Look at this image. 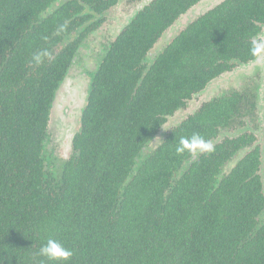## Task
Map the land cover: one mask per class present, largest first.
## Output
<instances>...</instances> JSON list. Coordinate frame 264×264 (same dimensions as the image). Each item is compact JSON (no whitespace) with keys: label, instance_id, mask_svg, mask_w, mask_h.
<instances>
[{"label":"trees","instance_id":"obj_1","mask_svg":"<svg viewBox=\"0 0 264 264\" xmlns=\"http://www.w3.org/2000/svg\"><path fill=\"white\" fill-rule=\"evenodd\" d=\"M100 1L0 0V261L264 264L256 157L241 166L243 175L241 160L224 174L230 159L205 153L192 161L188 151L176 152L181 137L215 135L233 99L202 104L138 157L167 115L248 56L247 34L235 21L250 3L197 17L150 63L147 50L194 0H155L153 10L135 15L94 74L73 143L79 155L57 185L43 142L49 103L83 35L86 7ZM40 51L51 59L37 65ZM48 238L73 251L69 261L36 255Z\"/></svg>","mask_w":264,"mask_h":264},{"label":"water","instance_id":"obj_2","mask_svg":"<svg viewBox=\"0 0 264 264\" xmlns=\"http://www.w3.org/2000/svg\"><path fill=\"white\" fill-rule=\"evenodd\" d=\"M149 1L150 0L137 1V9L134 10L135 12L131 17H128L126 21L122 22L123 25L119 30L117 29L112 32L113 35L111 41L103 48H101L97 42V37L99 36V33H101L102 25L87 34L79 42L65 72L56 83L49 103L45 139L43 142L44 152L46 153L49 151L51 153V156L47 158V161L52 167V174L56 179L58 186L63 182V169L67 162L71 158H77L79 155V151L74 148L73 143L80 127V119L84 112L86 99L92 89L94 74L96 73L102 59L106 56L110 45L116 40L122 29L126 27L137 12L141 10L145 4L149 3ZM220 1L221 0H199L191 5L186 11L175 18L165 29L160 37L147 50L144 59L146 61L156 59L175 38L178 30L184 29L189 23L214 7ZM118 4L113 5L110 9L103 12L100 17L106 16L107 12L115 9ZM94 46H96V48H94ZM253 63L256 64L255 60L241 65L249 66ZM238 66L231 70L223 71L217 76L211 78L202 89L192 93L191 97L185 100L183 106L177 108L172 114L167 115L166 121L161 124L158 131L153 134L141 148L138 157L146 158L156 150L166 138L167 133L169 132L168 130L170 129V121L172 119L174 120L178 117V120H176L178 122L173 126L177 127L189 116L193 115L203 103L210 102L215 98L228 94L229 92L226 93V90L220 87L229 83L228 79L232 76V73ZM222 77H224L225 84H222ZM211 88L213 89L210 91V96L205 99L202 98L199 106L196 107L189 104L195 96L198 94L200 95ZM216 88L218 89L217 91H215ZM217 92L221 93L216 94ZM214 141L215 140H211L210 142L212 143ZM194 158L195 155L193 156L192 161Z\"/></svg>","mask_w":264,"mask_h":264},{"label":"flooded vegetation","instance_id":"obj_3","mask_svg":"<svg viewBox=\"0 0 264 264\" xmlns=\"http://www.w3.org/2000/svg\"><path fill=\"white\" fill-rule=\"evenodd\" d=\"M123 1H125L126 4H130V3H134V2L137 3V1H140V0H101L100 4L98 6L99 10L97 9V6L96 7L90 6L89 8L87 6L86 7L87 11L85 12L88 14L87 22H85L83 26H80V29H83V31H84L83 35L80 37V40L87 33H89L91 30L96 29L99 26L104 24L106 17L105 16L100 17V15L103 12L110 9L113 5L118 4L120 2H123ZM195 1H197V0H194L193 2H195ZM155 2H156L155 0H150L149 3L145 4L142 7V9L137 12V14L134 18H137L139 13H142V11L145 8L153 10V8L155 6V4H154ZM192 3H190L189 5L191 6ZM249 3L252 5V9H251L250 13L248 15L242 14V15L237 16L236 18H238V20L235 22H237L236 25L240 26V31L243 30V34H247L246 37L241 38V40L244 41L243 43H246L248 46L250 45V47H251V41L253 39L264 40V0H221L214 7H212L208 11L204 12L197 19L205 17L204 15L208 14L211 11L224 12V10H226V9H228L230 11H234L236 9L237 10H246ZM90 5H91V3H90ZM179 13L180 12H178V14ZM197 19H195L194 21L189 23L184 29L180 30L176 34V36L179 35L181 32H189L191 29H193L192 25ZM122 31L120 32V34L122 33ZM119 35L117 36V38L119 37ZM176 36H175V38H176ZM80 40H79V42H80ZM79 42L76 43L75 47L77 46V44ZM74 49L75 48H73V51H74ZM253 60H255V58L251 55V52L249 51V54L245 58V60L235 61L234 66L229 68V70L233 69L234 67H236L238 65H241L244 63H249L250 61H253ZM144 62L150 63L151 61H146L144 59ZM262 64L263 63H261V65ZM255 91L256 90L253 91V89L231 90L228 94H225V96L229 97L230 99H233V101H234L230 104V106L232 107V112L227 116L226 119L223 120V121H225L224 124L219 123V124H215L212 127L216 130V133H215V135H213L212 137L208 138L205 141L210 142L211 140H215L219 136V134L221 133L222 130L232 132L234 130H238L239 128L247 126V125H250V127H252L253 130L254 129H256V130L260 129L261 126L264 127V124L258 125L255 123V120H256V118L258 116V112H259V107H258L259 96ZM263 97H264V95H263ZM174 128H176V127H174ZM173 129H171L168 132V134ZM263 133H264V129L262 132V135L264 136ZM168 134H167V136H168ZM256 141H257L256 133L251 131V130L246 129L245 131H242L241 133H238V134L234 135L233 137L226 136L219 141L215 140L214 142H212V144L215 147V150L211 153L216 154V156H219L223 162V161L228 160V159L232 160L242 150H245L246 148H250L247 151H245V153L236 161V163L241 160V162L239 163V166H238V169H239L238 171L241 172V175H243L245 170H243V172H242L241 166L250 157H253V156L256 157V166H255V170L253 171V177L258 178V183L260 186V194L263 198L262 199L263 202L261 203V210L258 212V215L255 217V220H256V224L259 225V228H261L264 226V170H263V174H261L260 169H261V165H262V154H263L262 150H264V148L259 143L255 144ZM203 154H205V153L198 152L196 154V157H199ZM192 159H193V157L191 158V160ZM194 160H195V158H194ZM187 163L190 164L187 161L183 162L182 169L186 168ZM224 174H226V173H224ZM261 182L263 185L260 184Z\"/></svg>","mask_w":264,"mask_h":264},{"label":"rangeland","instance_id":"obj_4","mask_svg":"<svg viewBox=\"0 0 264 264\" xmlns=\"http://www.w3.org/2000/svg\"><path fill=\"white\" fill-rule=\"evenodd\" d=\"M136 7H137L136 2L126 4V2L123 1V2H120L118 6H116L115 9L107 12V15L105 16L106 20L101 28V33H99V36L97 37L98 38L97 42L99 43L101 48L106 46L111 41L112 35H113L112 32L116 31L117 29L119 30L122 27L123 25L122 22L126 21L128 17L132 16V14L135 12L134 10L137 9ZM179 31L180 30H178L177 33ZM94 48H96V46H94ZM221 81H222V84L226 83V82L224 83V77H222ZM228 82L229 83H227L226 85L220 87L222 89L224 88L226 90L225 91L226 93L230 92L231 90H245V89H253V91L256 90L255 92L259 96V103H258L259 112L255 120V123L258 125L264 124V97H263L264 95V63L262 65L261 64L257 65L253 63L249 66L248 65L238 66L237 69L232 73V76L228 79ZM212 89L213 88L206 90L204 93L200 95L198 94L197 96L193 98L192 101L189 102V104L191 106H196V107L199 106L201 99L202 98L205 99L209 97L210 91ZM217 90L218 89L216 88L215 91ZM220 93L221 92H217L216 94H220ZM176 120H178V117L170 121V126H169L170 129L168 131L174 128L173 126H175V124L178 122ZM262 127L263 126H261L260 129L253 130L252 127H250V125H247V126L239 128L238 130H234L232 132L222 130L219 136L215 140L219 141L226 136L233 137L234 135L241 133L242 131H245L246 129H248V130L255 132L257 135V141L255 142V144L259 143L264 148V136L262 135L264 127L263 128ZM248 149L250 148H246L245 150H242L232 160L225 163L223 166V173H226L231 168V166ZM262 153H263L262 154V165L260 169L261 174H263V170H264V150H262ZM45 154L48 157L51 156V153L49 151H47Z\"/></svg>","mask_w":264,"mask_h":264},{"label":"clouds","instance_id":"obj_5","mask_svg":"<svg viewBox=\"0 0 264 264\" xmlns=\"http://www.w3.org/2000/svg\"><path fill=\"white\" fill-rule=\"evenodd\" d=\"M251 55L255 58L257 65L264 63V40L253 39L250 48ZM44 57L51 59L47 51H40L34 54L33 61L35 64H40ZM215 150L211 142L205 141L199 134H193L191 137H181L176 147V152L182 154L185 151L195 155L198 152L211 153ZM46 258L47 261H69L73 256V251L65 247L61 242L53 238H48L36 254ZM0 264H3L0 261ZM41 264H45L41 261Z\"/></svg>","mask_w":264,"mask_h":264}]
</instances>
